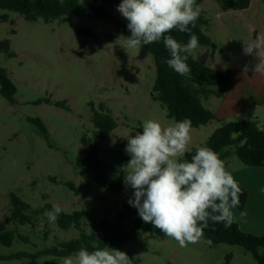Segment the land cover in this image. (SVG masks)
<instances>
[{
  "label": "rangeland",
  "instance_id": "1",
  "mask_svg": "<svg viewBox=\"0 0 264 264\" xmlns=\"http://www.w3.org/2000/svg\"><path fill=\"white\" fill-rule=\"evenodd\" d=\"M205 1L214 2L220 10L227 9L215 0ZM120 3L107 8L111 19L67 15L63 20L47 23L40 18L29 22L15 12L0 10V40H8L9 51L14 54L8 57L0 52V68L6 69L17 90L14 105L0 95V233L14 231L23 238L15 237L9 246L0 243L2 256L36 253L60 241L79 237L75 228L60 229L56 221L50 222L44 214L35 216L33 225L12 223L9 221L10 193L32 209L58 204L66 213L88 212L90 219L82 218L86 233L94 230L100 220H114L131 188L126 189L124 185V190L114 195L85 178L81 168L83 134L100 151L121 145L129 156L125 152V137L142 130L143 121L155 120L163 127L175 123L152 99L155 79L152 56L143 47L129 48L123 38L119 39L123 34L114 26V20L124 19L117 11ZM206 4H198L201 12ZM211 10L203 14L207 16ZM4 16L6 20L1 19ZM82 27L92 30L97 38L82 36L79 31ZM200 53L219 55L211 46H200L191 55L200 58ZM41 98L64 101L69 110L37 104ZM99 104L117 120V127L104 138L95 140L91 108L98 110ZM29 118L41 119L48 137ZM207 129L210 131V126ZM194 131L190 133L185 153L203 143L211 132L198 130L197 135L204 134L199 138L192 134ZM226 161L241 163L234 154ZM68 181L80 188L78 194L65 186ZM128 228L129 225L125 226ZM153 229L139 232L135 240L126 241L116 249L129 252L140 264H223L227 254L234 257L232 264H257L239 245L210 247L201 239L181 247L174 238L157 237ZM59 258L42 255L34 259L3 260L0 264H60Z\"/></svg>",
  "mask_w": 264,
  "mask_h": 264
},
{
  "label": "trees",
  "instance_id": "2",
  "mask_svg": "<svg viewBox=\"0 0 264 264\" xmlns=\"http://www.w3.org/2000/svg\"><path fill=\"white\" fill-rule=\"evenodd\" d=\"M120 1L0 0V10L15 12L29 22L40 18L47 23L54 20H63L67 15L111 19L107 8ZM202 1L196 0V4H200ZM215 1L232 11L244 10L251 2V0ZM260 1L264 4V0ZM1 19L6 20V16ZM205 24L206 20L200 14L196 26L191 31L199 38L200 46H214V43L203 31ZM114 26L123 35H130L125 19L114 20ZM79 31L85 38H97L96 34L87 27H82ZM169 34L181 43L186 44L188 42V33L172 31ZM143 48L152 56L155 66L152 99L166 110V116L175 122L187 118L191 121L192 129L205 126L211 121L218 123V127L205 142L191 147L179 159L190 160L198 146H207L219 153V157L223 161L234 154L246 166L264 168V127L258 126L254 121L226 122L219 120L203 105V100L208 97L222 98L228 92L232 81L230 69L225 72L216 71L190 55L187 63L191 68V72L186 76H181L164 63V60L169 58L170 54L164 47L163 41L143 46ZM0 52L7 54L8 57L14 55L9 51L8 40H0ZM16 91V86L9 78L6 69L0 68V95L7 103L14 105L16 103ZM40 103L69 110L64 101L54 102L48 98H41L37 101V104ZM91 110L95 140L104 138L117 127V120L106 111L103 104L98 105V110L93 106ZM28 120L35 124L41 134L48 137V130L41 119L29 118ZM80 142L84 148L81 168L85 178L114 195L121 193L124 190L121 168L130 160V156L124 153L123 147L114 145L100 151L98 146L84 134L81 136ZM51 180L55 182V178L52 177ZM65 186L76 194L80 192V188L76 187L71 181L66 182ZM240 188L243 190V194L239 196L240 204L236 209L243 210L247 200V192L242 187ZM132 191L131 189L126 192V201L116 212L113 221L100 220L94 225V230L86 233L82 228V218L90 219V214L80 211L66 213L63 210L56 219L57 226L60 229L75 228L79 231L78 238L60 241L55 246L36 253L17 252L7 256L0 255V261L34 259L42 255L63 257L73 253L82 245L88 247L89 250H92L94 246L103 247L104 244L116 248L126 241L135 240L139 232L152 230L153 227L151 224L144 223L139 217L137 209L128 204ZM9 208V221L18 225H33L34 217L51 210L52 206L45 204L42 208L32 209L28 203L21 200L14 193H10ZM127 225H129V228L125 229ZM153 230L157 237L165 236L160 230L155 228ZM15 237L23 239L20 234H16L14 231L1 232L0 243L3 246H9ZM202 240H205L210 247L219 244L239 245L251 254L257 264H264V232L259 236H255L243 232L233 221L230 226H225L224 223L209 222V226L204 229ZM127 253L132 258V264H140L129 252ZM231 257V254H227L223 264H230Z\"/></svg>",
  "mask_w": 264,
  "mask_h": 264
},
{
  "label": "clouds",
  "instance_id": "3",
  "mask_svg": "<svg viewBox=\"0 0 264 264\" xmlns=\"http://www.w3.org/2000/svg\"><path fill=\"white\" fill-rule=\"evenodd\" d=\"M117 11L127 21L130 35L119 37L127 47L163 41L170 54L164 63L181 76L190 74L187 61L200 47L191 31L201 13L196 0H121ZM172 31L188 33V42H179L169 34ZM242 42L243 55L252 56L255 63L245 64L241 75L247 77L249 71L264 75V33ZM141 127L142 131L125 137L130 160L123 168V183L133 190L128 204L137 209L142 221L174 238L181 247L200 241L209 222L230 226L232 209L239 206L243 190L219 153L198 146L190 160L175 159L189 144L191 121L185 118L163 127L158 121L145 120ZM62 211L54 204L44 215L55 222ZM59 260L60 264H132L127 252L105 244L92 250L82 245Z\"/></svg>",
  "mask_w": 264,
  "mask_h": 264
},
{
  "label": "crops",
  "instance_id": "4",
  "mask_svg": "<svg viewBox=\"0 0 264 264\" xmlns=\"http://www.w3.org/2000/svg\"><path fill=\"white\" fill-rule=\"evenodd\" d=\"M203 4H206V9L202 10V15H204L203 12L212 8L211 13L203 16L206 20L203 31L215 44L211 47L215 48L219 55L212 57L206 53H200V58H193L204 62L216 71L225 72L230 69L232 72V81L228 92L222 98L208 97L203 100V105L219 120L226 122L254 121L258 126L264 127V75L259 73L254 75L252 71L248 72L247 77L241 75L245 64L255 63L252 56L243 55L242 41L255 39L264 33V4L260 0H251L246 9L239 11L220 10L212 1L203 0L201 6ZM261 50L264 51V47ZM208 126L211 128V132L207 129ZM217 127L218 123L211 121L205 126L194 129L192 134L197 135L198 130H203L206 133L210 132L211 135ZM203 135H197V137L202 138ZM224 163L226 170L247 192L244 209H232L233 222L245 233L255 236L263 234L264 168L246 166L242 163L231 164L226 160ZM233 258H231L230 264H232Z\"/></svg>",
  "mask_w": 264,
  "mask_h": 264
}]
</instances>
